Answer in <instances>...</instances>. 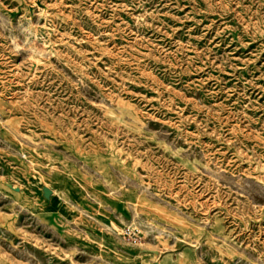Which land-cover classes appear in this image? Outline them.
Instances as JSON below:
<instances>
[{"label": "rangeland", "instance_id": "rangeland-1", "mask_svg": "<svg viewBox=\"0 0 264 264\" xmlns=\"http://www.w3.org/2000/svg\"><path fill=\"white\" fill-rule=\"evenodd\" d=\"M0 264H264V0H0Z\"/></svg>", "mask_w": 264, "mask_h": 264}]
</instances>
